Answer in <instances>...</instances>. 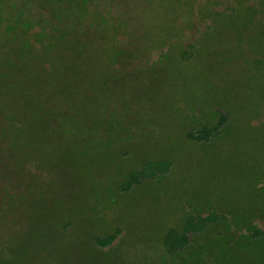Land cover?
<instances>
[{"label":"rangeland","instance_id":"obj_1","mask_svg":"<svg viewBox=\"0 0 264 264\" xmlns=\"http://www.w3.org/2000/svg\"><path fill=\"white\" fill-rule=\"evenodd\" d=\"M46 4L0 0V264H264L220 223L165 243L262 160L264 0Z\"/></svg>","mask_w":264,"mask_h":264},{"label":"trees","instance_id":"obj_2","mask_svg":"<svg viewBox=\"0 0 264 264\" xmlns=\"http://www.w3.org/2000/svg\"><path fill=\"white\" fill-rule=\"evenodd\" d=\"M47 2L48 5L46 4V6L48 7L49 12L56 16L61 24L67 21L74 22L76 26L77 22H81L86 19L87 8L90 0H47ZM38 22L40 21H32L28 18L24 19V21L20 23L18 18H15L13 19V26L15 24H22L23 27L28 28L30 25ZM47 23L48 22L46 21L45 24ZM188 55L189 53L186 49L181 51V56L183 58H186ZM81 71H83V69L79 71V75ZM85 74L90 73L88 71L85 72L84 75ZM76 77V75H73L69 78L74 79ZM227 119V115L220 113L214 126L205 130L206 132L204 131L203 135L194 137L193 134L189 132L188 136L197 140H208L219 133V130ZM17 123L18 122H16L15 119L11 121L12 125L15 124V128L17 127L16 125H18ZM17 130L18 129H16V133L18 134ZM16 133H10L12 139L15 137ZM18 136L20 137L19 134ZM168 166L169 164L166 163V161L157 165L158 170L161 171H166ZM238 187L237 196L230 195L228 199L224 201L219 199V204L224 203L222 206L225 209L222 208V211H218L216 207H213L205 215L201 214L196 218H188L182 225L181 234L176 236V240L173 242L170 241V237L173 235V231H170V233H168L165 237V243L171 249L185 246L189 242L188 234L201 232L208 223H220L224 226L225 230L232 232L233 235L240 233L242 243L247 246H253L252 242L264 239V155L262 160L260 162L257 161L254 166L248 163L245 165L244 169L241 171V181ZM255 219L262 220L263 227L256 224L254 222ZM242 229L245 231L242 232ZM113 239L114 236L111 235L103 240H99L106 245L110 244ZM232 241V238L229 239V242L232 243Z\"/></svg>","mask_w":264,"mask_h":264}]
</instances>
